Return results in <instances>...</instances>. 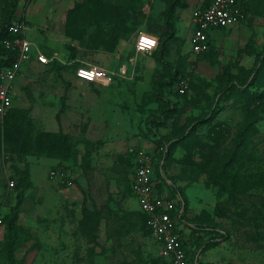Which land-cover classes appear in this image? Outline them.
<instances>
[{"label": "rangeland", "instance_id": "374dc122", "mask_svg": "<svg viewBox=\"0 0 264 264\" xmlns=\"http://www.w3.org/2000/svg\"><path fill=\"white\" fill-rule=\"evenodd\" d=\"M179 1L168 29L173 0H18L9 24L25 16L65 64L25 62L0 122V264H167L134 194L138 149L185 200L186 264H264V0L200 53L184 22L203 0ZM118 2L133 4L119 40ZM141 30L171 33L163 53L136 50Z\"/></svg>", "mask_w": 264, "mask_h": 264}, {"label": "built area", "instance_id": "2783aa9c", "mask_svg": "<svg viewBox=\"0 0 264 264\" xmlns=\"http://www.w3.org/2000/svg\"><path fill=\"white\" fill-rule=\"evenodd\" d=\"M192 20L194 24L192 50L200 53L210 49L209 30L229 27L243 21L245 12L238 0H210L207 5L192 10ZM10 30L16 37L6 38L4 45L8 49L14 50L16 57L0 69L1 123L4 122L13 107V86L25 62L36 57L37 61L41 63H49L55 59L65 63L58 51L48 55L33 39L28 37V22L25 17H20L11 24ZM158 44V36L141 30L137 36L136 50L151 53L158 47ZM93 71H97L109 80L107 74L95 65H81L76 70L79 76L100 80L93 77L91 74ZM180 90L183 92L185 89L181 88ZM52 174L60 178L65 176L61 168L52 170ZM154 174L155 166L152 153L144 149L136 150L133 188L139 207L144 214L146 226L159 243L160 254L166 259L167 264H186L183 228L185 221L181 219L183 207L178 208L176 199L169 198L166 193H161L156 188ZM9 184L13 186L14 181H10Z\"/></svg>", "mask_w": 264, "mask_h": 264}, {"label": "trees", "instance_id": "16d2710c", "mask_svg": "<svg viewBox=\"0 0 264 264\" xmlns=\"http://www.w3.org/2000/svg\"><path fill=\"white\" fill-rule=\"evenodd\" d=\"M238 1L240 2L241 6H242V8H243V10L245 12V19L247 17L249 18V16H248V8L245 5L244 0H238ZM179 4H180L179 0H173V2H171L169 4V6H168V9H167V22H166L167 23L166 26L168 27V29L170 27L169 20L173 16L172 9H173L174 6L179 5ZM130 5H133V4H131V3L129 4V2H118V3L115 4L116 13L118 15V19H120V23L118 24V28H121V29H119V31L116 33V36H115L118 40L123 38L125 35H127L128 30H130L129 29V25H128V19H129V17L127 15L128 11L126 9ZM17 8H18V0H0V16L3 19L2 24L0 26V69H1L2 66L10 63L16 57L15 51L12 50V49H8L4 45V40L6 38L13 39L14 37H16V35L13 34V32L10 30V25L13 24L15 21L13 23L11 22L10 24H9V21L16 15ZM75 9L77 10V7L71 8L68 11V14H67V28H68V30H73L74 27H75V23H76L75 19H74V14L76 12ZM21 17H25V16H21ZM7 24H9V26ZM150 31H155V30L154 29L152 30V28H151ZM171 37L172 36H171L170 32H168V33L162 32L161 33L160 46L158 44V46H159V50H158L159 54L163 53V48H164L165 42L167 40H169ZM154 51H152V53ZM43 52H44V50H43ZM45 53L48 54V55L52 54V53H47V52H45ZM5 56H6V58H4ZM49 64H57L58 66H61V65L64 66L61 63V61H59L57 59L52 60L51 62H49ZM14 113H15V106L13 105V107L10 110V112L8 113L6 118L4 119V122L9 120ZM152 157H153L154 166H155L154 179L156 181V188L161 193H166L169 198L176 199L177 207L178 208H182L183 207V210H182V213H181V219H183L187 223H191V221H189L186 218V216H185V206H186L185 205V200L183 198L179 199L177 197L170 196L167 192H163L162 182H164V180H162V178H161L162 177L161 166H160L161 161H159V158L156 156L155 153H152ZM158 177H160L161 180H159ZM200 226L203 227L202 225H200ZM209 227H211L212 230L215 232V235L213 236L214 240H220L223 236H225V233L223 234L222 230L217 225L211 224ZM184 248H185V251H186V240L184 242ZM166 263H167V261H166Z\"/></svg>", "mask_w": 264, "mask_h": 264}, {"label": "crops", "instance_id": "0c3cea01", "mask_svg": "<svg viewBox=\"0 0 264 264\" xmlns=\"http://www.w3.org/2000/svg\"><path fill=\"white\" fill-rule=\"evenodd\" d=\"M210 0H203V1H200L199 3H197L196 5H194L193 7H192V10L194 9V8H197V7H201V6H205V5H207L208 4V2H209ZM192 10H191V16H192ZM191 18H187L186 20H185V22H184V26L185 27H188L189 26V24H191ZM193 21V20H192ZM225 27H222V29H224ZM209 38H210V40H211V42H212V38H213V34L212 33H209ZM35 41V40H34ZM36 42V41H35ZM37 43V42H36ZM37 45H38V43H37ZM39 46V45H38ZM40 47V46H39ZM41 50H43L42 48H41ZM55 52V51H54ZM57 52V51H56ZM141 53H144V52H141ZM61 56V55H60ZM62 57V56H61ZM137 203H138V201H137ZM138 206H139V204H138ZM140 208V207H139ZM141 210V209H140ZM142 212V211H141ZM143 213V212H142ZM144 215V214H143Z\"/></svg>", "mask_w": 264, "mask_h": 264}]
</instances>
